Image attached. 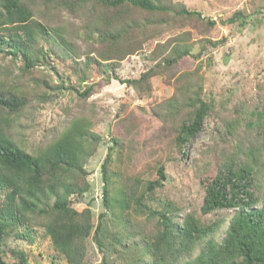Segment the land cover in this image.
<instances>
[{
  "label": "trees",
  "instance_id": "trees-1",
  "mask_svg": "<svg viewBox=\"0 0 264 264\" xmlns=\"http://www.w3.org/2000/svg\"><path fill=\"white\" fill-rule=\"evenodd\" d=\"M39 5L47 12L54 8L59 13L67 10L71 15L81 14L85 19L82 25L85 41L97 46L80 50L73 40V31L65 25L44 21V13L36 14ZM192 16L201 17V13L173 0H0V51L19 60L24 71L45 64L52 55L79 83L91 81L93 75L105 74L109 80L113 65L139 52L145 39ZM249 18L237 10L221 23L244 26ZM206 22L215 24L208 19ZM203 41L205 45L218 43ZM192 47L186 33L157 43L153 52L160 53L158 61L137 78L123 79L121 83L135 88L138 84L148 85L159 67L171 69L191 53ZM198 74L197 69L179 73L171 96L153 111L172 131L178 153H185L213 109V103L202 95ZM96 84L91 81L76 95L87 98ZM24 99L0 96V104L16 111ZM250 117L251 120H243L245 125L261 130L259 135L263 139L239 148L243 159L238 163L229 159L228 163L218 165L220 159L211 158L209 166L198 176L203 191L200 213L191 208L178 222L175 221L178 207L172 201L165 200L160 208L146 203L166 177L160 166L154 179L126 178L125 210L118 227L108 231V235L101 221L103 213L94 226L91 209L78 210L71 202L72 195L81 196L89 189L86 164L102 140L92 130L91 119L83 115L69 118L54 137L29 151L6 132L7 122L0 117V264H30L24 249H4L8 239L24 238L27 232L20 228L28 225L44 228V234L53 249L65 258V264H85L87 239L91 235L101 251L107 239L117 244L126 264H264V94L253 106ZM228 124L223 127L232 135L240 121L232 119ZM110 138L113 145L121 144L119 138ZM108 149L100 166L105 206L110 197L112 147ZM225 208H234V212L218 240L215 233L224 219L205 221L201 216ZM102 262L109 264L105 257Z\"/></svg>",
  "mask_w": 264,
  "mask_h": 264
},
{
  "label": "rangeland",
  "instance_id": "rangeland-1",
  "mask_svg": "<svg viewBox=\"0 0 264 264\" xmlns=\"http://www.w3.org/2000/svg\"><path fill=\"white\" fill-rule=\"evenodd\" d=\"M173 1L199 11L201 17L183 18L164 27L154 37L145 39L139 52L113 65L109 80L105 74L93 75L91 81L97 84L85 99L76 92L82 91L91 81L79 83L52 55L45 64L24 71L19 60L0 51V96L25 98L24 104L16 111L0 104V117L7 122L4 124L6 132L17 143L29 151L36 149L54 137L69 118L80 115L89 117L93 122L92 130L101 135L95 154L86 164L90 187L81 196L72 195L71 202L78 210L91 209L94 226L99 214L103 213L101 221L106 235L121 221L125 210L124 184L128 176L140 177L143 181L154 179L157 169L162 166L166 177L146 203L160 208L165 200L172 201L178 207L175 221L181 222L182 216L191 208L200 213L198 207L203 191L198 176L209 166L211 158L220 159L218 165L228 163L229 159L238 163L243 159L239 148L263 139L259 135L261 130L245 125L243 120H251L250 112L264 94V0ZM38 8L40 11L36 14L44 13V21L51 25H65L71 33L73 31V40L80 50L97 46L92 41H85L82 28L85 19L81 14L71 15L67 10L59 13L54 8L47 12L42 5ZM237 10L250 16L246 25L221 23ZM206 19L215 24L206 22ZM181 33H186L192 41L189 55L183 56L171 69L159 67L158 74L150 78L148 85L138 84L135 88L121 83L123 79L137 78L158 61L160 53L153 52L157 43ZM203 39L218 43L205 45ZM196 69L202 95L213 103V109L183 154L178 153L173 145L172 131L155 117L153 111L171 96L174 79L179 73ZM232 119H239L240 124L230 135L223 126L227 128ZM112 136L119 138L121 144L113 145ZM109 147H112L108 174L110 197L108 206H105L100 166ZM233 212L234 208H225L201 217L205 221L217 217L224 219L215 233L220 240ZM20 230L27 232L26 236L8 239L5 250L24 249L30 264H65V258L53 249L43 227L28 225ZM134 241L138 243V240ZM103 257L109 264H126L127 261L117 244L107 239L101 251L92 235L89 236L85 264H102Z\"/></svg>",
  "mask_w": 264,
  "mask_h": 264
}]
</instances>
